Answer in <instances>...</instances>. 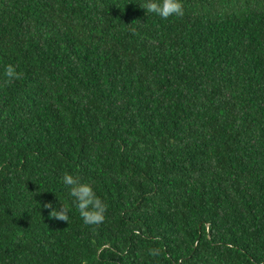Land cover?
Listing matches in <instances>:
<instances>
[{
  "label": "trees",
  "instance_id": "16d2710c",
  "mask_svg": "<svg viewBox=\"0 0 264 264\" xmlns=\"http://www.w3.org/2000/svg\"><path fill=\"white\" fill-rule=\"evenodd\" d=\"M142 2L0 0V264H264V0Z\"/></svg>",
  "mask_w": 264,
  "mask_h": 264
},
{
  "label": "clouds",
  "instance_id": "9594fccd",
  "mask_svg": "<svg viewBox=\"0 0 264 264\" xmlns=\"http://www.w3.org/2000/svg\"><path fill=\"white\" fill-rule=\"evenodd\" d=\"M139 7L145 10L146 14L151 13L163 19L182 17L185 14L181 0H143ZM3 75L4 79L0 81V87L11 85L19 80L22 73L17 71L15 65L9 63L5 66ZM62 183L70 190L75 208L85 225L100 224L105 220L107 204L100 199L90 183H82L78 177L67 173L62 177ZM43 207L51 209L49 215L52 218L68 223L70 209L67 206L61 204L57 209L51 203H47ZM159 254V249H149V255L158 256Z\"/></svg>",
  "mask_w": 264,
  "mask_h": 264
}]
</instances>
